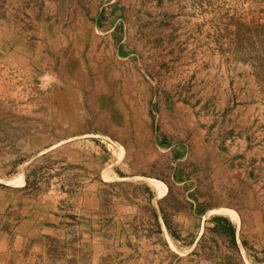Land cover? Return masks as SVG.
<instances>
[{
	"label": "rangeland",
	"instance_id": "rangeland-1",
	"mask_svg": "<svg viewBox=\"0 0 264 264\" xmlns=\"http://www.w3.org/2000/svg\"><path fill=\"white\" fill-rule=\"evenodd\" d=\"M227 263L264 264V0H0V264Z\"/></svg>",
	"mask_w": 264,
	"mask_h": 264
},
{
	"label": "trees",
	"instance_id": "trees-1",
	"mask_svg": "<svg viewBox=\"0 0 264 264\" xmlns=\"http://www.w3.org/2000/svg\"><path fill=\"white\" fill-rule=\"evenodd\" d=\"M34 184H35V186L37 185L36 183L30 182L29 175H26V184L24 186L25 191L26 190H29L28 191L29 194H34L35 193V192H33L34 191ZM165 195H166V193H165ZM164 220H165L164 221L165 222V225L167 226V230L170 229L169 226H168V224H166V221L167 220H166L165 217H164ZM217 220H220L222 223L224 222L223 223L224 226H225L224 232L226 233V236L228 237V240H229L228 241V244H229L230 248L232 249V251H234L236 253H239V248H238V245L236 243L235 229H234L233 225H231L229 223V221L227 219L223 218V217H217ZM227 264H233V263H227Z\"/></svg>",
	"mask_w": 264,
	"mask_h": 264
},
{
	"label": "crops",
	"instance_id": "crops-1",
	"mask_svg": "<svg viewBox=\"0 0 264 264\" xmlns=\"http://www.w3.org/2000/svg\"><path fill=\"white\" fill-rule=\"evenodd\" d=\"M210 70L215 71L216 68H211ZM216 82H218V81H216ZM205 101H206V100H205ZM221 109H222V110H221ZM224 109H225V108H220V107H219L216 111L221 110L222 113H223ZM159 112H160V113H163V116H164V111H163V110H160ZM159 112H156V118H157V119L160 118V113H159ZM168 112H169L168 117H169V116H173V117H175V116H177V114H178L177 112L175 113V110H169ZM215 114H217V113H215ZM166 127H167V125H166ZM172 130L174 131V133H173ZM177 133H180V130H179V129H175V128H171V127L167 129V134L169 135V137H174V135L177 136V135H176ZM221 142H222V141H221ZM223 145H224V143L222 142V143H221V146H223Z\"/></svg>",
	"mask_w": 264,
	"mask_h": 264
},
{
	"label": "bare ground",
	"instance_id": "bare-ground-1",
	"mask_svg": "<svg viewBox=\"0 0 264 264\" xmlns=\"http://www.w3.org/2000/svg\"><path fill=\"white\" fill-rule=\"evenodd\" d=\"M152 182L154 183L153 187L155 188L157 194L159 196L164 195L166 192V189H167L166 185L161 181L152 180ZM219 212H220V210H219ZM222 213L227 214L230 217H234L233 213L229 210H223Z\"/></svg>",
	"mask_w": 264,
	"mask_h": 264
}]
</instances>
